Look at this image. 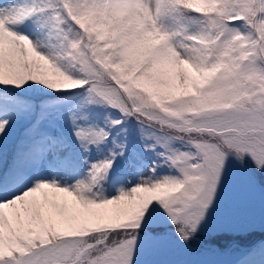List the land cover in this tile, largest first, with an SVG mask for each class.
<instances>
[{"label":"snow or ice","instance_id":"obj_1","mask_svg":"<svg viewBox=\"0 0 264 264\" xmlns=\"http://www.w3.org/2000/svg\"><path fill=\"white\" fill-rule=\"evenodd\" d=\"M0 264H264V0H0Z\"/></svg>","mask_w":264,"mask_h":264},{"label":"trees","instance_id":"obj_2","mask_svg":"<svg viewBox=\"0 0 264 264\" xmlns=\"http://www.w3.org/2000/svg\"><path fill=\"white\" fill-rule=\"evenodd\" d=\"M201 243H203V241H201Z\"/></svg>","mask_w":264,"mask_h":264}]
</instances>
